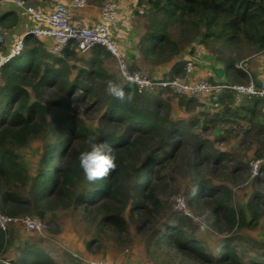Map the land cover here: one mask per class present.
I'll use <instances>...</instances> for the list:
<instances>
[{"label":"trees","instance_id":"trees-1","mask_svg":"<svg viewBox=\"0 0 264 264\" xmlns=\"http://www.w3.org/2000/svg\"><path fill=\"white\" fill-rule=\"evenodd\" d=\"M139 1L154 14L151 27L138 43L140 54L153 63H172V57L179 54L180 48L168 31V24H181L186 30L199 32L203 40L221 41L235 47L250 45L264 50V0ZM19 21L17 10L0 12L1 29L14 27ZM78 53L81 54L76 46L67 45L60 55H55L47 50L45 40L27 37L21 54L0 69V208L10 216L33 208L43 217L48 210L68 208L76 203L87 212L92 208L103 215L104 222L125 230L123 211L126 204L119 206L122 184L128 183V175L133 173L132 189L136 201L132 208L145 216L156 213L161 206L156 189L165 185L161 177L162 165L174 157L176 150H168L166 141L172 132L184 135L186 128L182 122L170 118L166 99L143 98L142 95L147 93H140L134 84L121 77L118 82L104 65L112 55L104 46L95 45L85 53L88 54V68H79L76 75L70 77L69 58L78 60ZM172 67L173 77L182 72L184 66L178 63ZM228 67L233 68L231 64ZM243 71L239 70L236 75L238 82L247 79ZM86 79L107 80L110 84L118 82V86L107 96L93 81L91 85L83 83ZM28 87L35 89L38 99L32 100ZM43 92L49 94L47 101L41 99ZM61 94L64 96L59 99ZM88 98H93L98 110H105L101 127L96 129L88 127L80 116L65 110L79 102L73 100ZM217 103L218 108L227 113L237 102L232 94H227L218 98ZM259 103L260 98L251 104L242 102L238 107L244 115L264 116ZM181 105L186 109L204 107L189 100L181 101ZM50 106L56 108L52 117ZM163 110H166L164 116ZM49 131L50 140L38 150L41 156L34 171L20 159L17 148ZM149 138L163 142L158 145L161 155L156 152L157 147L143 157L140 155ZM93 143L111 160L112 166L102 175L89 179L80 158L82 153L93 149ZM203 153L204 158L211 157L206 149ZM194 166L197 167V163ZM25 191L27 195L23 193ZM190 204L196 209H210L213 223L218 228L232 229L245 223L246 212L237 211L223 188H205L199 183ZM247 208L252 214V223H258L264 218V196L254 195ZM164 223L166 226L158 236L159 242L174 245L185 256L190 257L194 252L204 262L215 264H264V261L255 260L245 263L238 247L230 240L223 242L217 257L208 255V247L202 241L185 236L181 220L177 224ZM10 246L8 232L0 227L1 260L11 264H60L38 243L29 241L19 242L16 257L7 258Z\"/></svg>","mask_w":264,"mask_h":264},{"label":"rangeland","instance_id":"rangeland-1","mask_svg":"<svg viewBox=\"0 0 264 264\" xmlns=\"http://www.w3.org/2000/svg\"><path fill=\"white\" fill-rule=\"evenodd\" d=\"M26 1L32 5L36 2L41 6L39 9L45 13L50 12L53 5L58 2V0ZM105 1L107 0H88L89 12L94 21L100 20L98 13ZM115 1L119 3L120 8L113 39H115L117 49L124 55L120 48L124 42L123 39L125 42H140L149 30L148 27H151V19L154 14L147 11L145 4L139 0ZM11 3L0 0V12L10 7H17ZM18 9L23 11L19 7ZM33 23L32 19H30V24L22 20L7 30L0 29V33L5 37V43L1 46L0 52L3 54L8 52L21 34L28 30ZM168 31L180 48L179 54L172 57V63L166 61L159 65L145 59L140 54L142 59L137 61L132 57L130 60L124 57L127 64L151 77L166 73L164 78L167 79L172 78V69H170L172 66L178 63L184 66L187 61L192 60L197 71L206 74L209 78L216 75L215 80L219 81L226 79L227 73L232 74L235 71L237 80L238 71L244 70L237 65L242 63L243 67L248 70L244 71L249 72H245L247 79L245 82L233 79L232 83L248 85L251 80L256 84L264 79L262 76L264 50H257L250 45L235 47L228 46L221 41L203 40L199 32L186 30L181 24H168ZM117 40L119 42L121 40V44ZM78 56V60L69 58L70 77H74L79 68H88L86 63L88 54L78 53ZM106 60L104 64L106 69L118 79V82H121L117 60L112 56ZM252 63L257 69H255L256 72L250 68ZM229 64L233 68L228 67ZM179 74L174 76H179ZM193 76L199 77L196 70ZM209 80L212 82L211 79ZM82 81L90 85L94 82L102 94L107 96L114 93L118 86V82L110 84L106 82L107 80L103 82L95 79ZM1 83L2 79L0 78ZM28 88L32 93V100L38 99L35 89ZM141 93H147L142 95L143 98L166 99L169 103L168 110L171 112L170 118L182 122L186 128L184 135L172 132L173 135L166 141L168 150L172 148H176V150L172 159L162 163L161 177L165 185H160L156 189L161 200L159 210L153 215L145 216L132 208L136 197L132 189L134 174L130 173L128 175L130 181L121 186L119 201V206L126 204L123 211L126 222L125 230L109 225L104 222L102 214L95 213L92 208L87 212L76 203H72L68 208L48 210L43 217L31 208L27 212L15 215L21 220L5 225V228H8L6 231L11 244L7 258L14 259L16 257V248L19 242L29 241L38 243L60 264H91L93 261L111 264H215L213 261H211L212 263L204 262L194 252H191L192 256L190 257L185 256L174 245L159 242L158 236L166 226L164 222L177 224L181 220L184 223L185 236L202 241L203 245L208 247L206 250L208 255L214 254V257H217V251L223 242L230 240L238 247L239 254L245 263L252 260L264 261V238L262 237L264 218L260 219L258 223H252V214L247 208L254 195L264 196V161L257 174H254L252 167L254 161L264 159V116L259 114L251 117L249 114L244 115L237 112L238 110H228L226 115L215 111V101L220 96L232 94L233 92L230 90H226L219 96L215 94L202 98L181 97L171 91L159 89ZM63 96L64 94H61L58 98L61 99ZM48 98L49 94L43 92L41 99L47 101ZM259 98V105L264 109V97L261 96H254L252 99L246 97L242 99V102L250 101L249 104H251L252 101ZM235 99L237 98L235 97ZM184 100L203 104L204 107L186 109L181 105V101ZM73 101L79 102L66 108V113L80 116L81 120L92 129L101 127V117L105 110H98L99 106L95 105L93 98ZM258 109L260 111V108ZM55 110L54 106H50V117L53 116ZM165 112L166 110H163V116ZM118 131L121 132V129L119 128ZM50 137L49 131L45 135L33 139L28 145L17 148L20 159L32 170L35 171L38 166L41 156V151L38 150L48 143ZM162 144L163 142L158 138H149L142 146L140 155L143 157L146 152H153L155 147H157L156 152L161 155V151L158 150L161 146L158 145ZM91 147H96V144L93 143ZM204 149L211 157L204 158ZM196 163L197 167L194 166ZM199 183L203 184L205 188L208 186L223 188L228 194L230 203L237 211L246 212L245 223L232 229L216 227L210 209H196L190 204V199L196 192ZM23 193L27 195L26 191ZM184 208L190 212V215L184 211ZM0 211H2L1 208ZM26 218H36L42 225V229L33 232L27 231L25 223L22 221ZM6 262L0 258V264H6Z\"/></svg>","mask_w":264,"mask_h":264},{"label":"built area","instance_id":"built-area-1","mask_svg":"<svg viewBox=\"0 0 264 264\" xmlns=\"http://www.w3.org/2000/svg\"><path fill=\"white\" fill-rule=\"evenodd\" d=\"M13 2L21 8L33 20V25L21 34L20 38L10 47L5 54L0 52V69L10 59L18 56L24 50L25 40L23 37L38 38L51 41L47 50L55 55H60L67 45L76 46L81 54L89 52L95 45L106 47L117 59L120 77L123 81L134 84L138 91L153 92L157 89L171 91L181 97L202 98L209 95L219 96L226 90H230L238 100L264 96V79L259 83L250 81L248 85L232 83L229 81L211 82L207 77H195L196 65L192 60L186 62L179 76L167 79H155L140 70L130 69L121 52L114 42L116 21L119 12V3L115 0H107L100 8L99 22L91 25L76 24L75 12L90 7L88 0H58L50 12H43L26 0H5ZM5 43V37L0 33V48ZM237 67L247 70L242 63ZM248 71V70H247ZM245 71V72H247ZM249 73V72H247ZM263 158L252 163L253 172L257 174L261 169ZM190 215V212L184 208ZM21 220L17 216H10L0 211V227L4 230L6 224H12ZM27 231H39L42 225L36 218L23 219ZM6 264H11L6 262ZM91 264H111L103 261H93Z\"/></svg>","mask_w":264,"mask_h":264},{"label":"crops","instance_id":"crops-1","mask_svg":"<svg viewBox=\"0 0 264 264\" xmlns=\"http://www.w3.org/2000/svg\"><path fill=\"white\" fill-rule=\"evenodd\" d=\"M11 4H13V5H15V6H17L16 4H14L13 2L11 3ZM36 8H38L39 9V7H41L39 4H36V2L33 4ZM17 10V12H18V14H19V17H20V21H27V23H29L30 24V19H31V17L29 16V15H27L24 11H20V9H18V6L17 7H10L9 9H7V10ZM6 11V10H5ZM98 15H99V18H100V12L98 13ZM74 21H75V23L76 24H85V25H91V24H95V23H97V22H99L98 20H96V21H94V19H93V17H92V15H91V13L89 12V8H87V9H84V10H79V11H77V12H75V15H74ZM89 23V24H88ZM0 29H1V26H0ZM3 30V29H2ZM46 41V44H47V46L49 45V44H51V41H48V40H45ZM118 42H119V40H117ZM123 43L121 44V40H120V48H121V50L124 52V55H123V57H125L127 60L129 59H131V57L132 58H134V60L135 61H137V60H139L140 58L142 59V57L140 56V52H139V49H137L138 48V43L136 42V43H132L131 41H129V42H125V40L123 39ZM136 45H137V48H136ZM112 54V53H111ZM112 57H114L115 59H116V57L115 56H113V55H111ZM117 60V59H116ZM136 65V64H135ZM128 67H130L129 65H128ZM253 71H255V67H254V65H253V63H252V65H251V67H250ZM133 69H137V68H133ZM171 69V68H170ZM119 70V69H118ZM137 70H139V69H137ZM198 69L196 68V74L200 77H202V76H205V77H207L206 76V74H203L202 72H199V71H197ZM257 70V69H256ZM141 71V70H140ZM232 71V70H231ZM230 72V71H229ZM256 72V71H255ZM144 73V72H143ZM234 72H232V74L231 73H227L226 75H227V78L226 79H224V80H219L220 82H223V81H230V82H233L235 79H234V74H233ZM164 74L165 75H167L166 73H163V74H160V75H155V76H152L153 78H155V79H165L164 78ZM229 74V75H228ZM120 75V74H119ZM163 75V76H162ZM216 76V75H215ZM215 76L213 77V78H209V77H207V78H209V79H211L212 80V82H216L217 80H215ZM262 76L264 77V72L262 73ZM234 79V80H233ZM220 97H222V96H220ZM252 98H254V97H252ZM252 98H250V99H252ZM236 100V102L237 103H234L233 105H231L230 106V111L231 110H238L237 112H240L241 114H244V111L243 110H241L240 109V107H238L239 105H241L242 104V99H240V100H238V99H235ZM217 101L218 100H216L215 101V104H214V110L215 111H217V112H220V113H222V114H225L226 115V113L225 112H223V110L222 109H219L218 108V106H219V103H217ZM250 103V101H248L247 102V104H249Z\"/></svg>","mask_w":264,"mask_h":264},{"label":"clouds","instance_id":"clouds-1","mask_svg":"<svg viewBox=\"0 0 264 264\" xmlns=\"http://www.w3.org/2000/svg\"><path fill=\"white\" fill-rule=\"evenodd\" d=\"M122 95V93H118ZM81 165L85 169L88 178L102 175L108 167L112 166L111 160L103 154L100 148L94 147L90 152L81 154Z\"/></svg>","mask_w":264,"mask_h":264},{"label":"bare ground","instance_id":"bare-ground-1","mask_svg":"<svg viewBox=\"0 0 264 264\" xmlns=\"http://www.w3.org/2000/svg\"><path fill=\"white\" fill-rule=\"evenodd\" d=\"M23 38H24V40H25L27 37H23ZM7 62H8V61H7ZM7 62H6V63H7Z\"/></svg>","mask_w":264,"mask_h":264}]
</instances>
